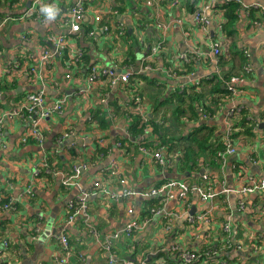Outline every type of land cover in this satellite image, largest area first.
<instances>
[{"label":"crops","instance_id":"0c3cea01","mask_svg":"<svg viewBox=\"0 0 264 264\" xmlns=\"http://www.w3.org/2000/svg\"><path fill=\"white\" fill-rule=\"evenodd\" d=\"M77 1L83 4L85 12L79 32L70 33L64 19ZM148 1L0 0V21L6 15H18L29 8L37 16H48L43 11L45 8H52L54 13L44 22L37 17L9 21L0 27L3 73L0 85L7 88L0 93V198L14 206L9 210L0 204V241L9 242V264H55L63 255L58 239L63 233L71 247L70 256L63 264H109L107 253L87 232L86 218L82 214L73 216L67 209L69 202L83 194H86V220L102 237L121 232L132 220L141 224L132 240L121 238L116 244L118 260L131 259L136 253V258L149 260L147 264H179V251H193L200 257L190 264H220L221 261L264 264V198L258 192H242L249 178L257 182L264 178V16L252 11L249 18L241 11L234 26L222 30V12L215 10L206 13L208 24L202 31L192 13L194 7L206 0H179L177 5L171 0L150 4ZM234 1L264 8V0ZM192 3L194 6L190 9ZM97 15L101 17L99 22L95 21ZM257 18L260 23L254 24ZM103 25L108 27V32L101 31ZM118 25L122 35H118ZM59 36L66 37V58L54 56L39 71L42 50ZM213 42L219 43L221 54L226 55L223 61L216 60V64L211 50ZM158 44L160 48L152 53ZM76 49L82 50L84 57L78 67H72V75L66 79L69 71L65 62ZM231 52L235 54L233 57ZM183 55L193 61L192 71L184 74L179 59ZM243 57L247 58L246 65L251 72L217 118L211 122L202 116L195 119L186 110V116L179 119L181 132L175 137H182L176 141L181 149L174 150L177 148L174 146L168 153L171 158L166 157L167 167H161L152 157V153L165 149L154 148L157 138L151 127L132 137L128 133L129 118L124 120L120 114L113 118V105L119 106L121 112L133 111V106L127 104L132 94L126 82L103 79L91 86L86 82L88 70L94 65L117 74L129 73L127 83H134L132 86L141 97L147 121L164 115L172 119L176 105V100L171 99L174 93L183 90L190 93L192 88L204 90L206 78L220 71H241ZM15 64L19 65L17 70L6 74L7 68ZM33 68L35 72L29 70ZM171 73H176L177 78L173 79ZM197 81L199 85L195 87ZM40 90L47 102L64 97V106L60 113L40 122L45 137L41 145L32 141L21 143L28 128L24 113L11 119L2 115L18 107L27 93ZM231 104L242 107L245 119L253 122V134L245 139L236 138L235 152L227 155L223 164L202 150L199 142L203 141L206 126L214 127L215 136L223 134V114ZM183 107L187 108L186 104ZM97 110L110 121L106 130L90 122L91 114ZM64 134L67 137L58 143ZM124 138L128 143L119 146V139ZM97 145L103 152L95 153ZM66 146L70 148L64 150ZM74 151L79 158L72 159L70 153ZM180 159L187 163L181 165ZM112 167L116 176L109 174ZM74 168L79 169L77 175L73 173ZM70 174L73 178L65 186L63 181ZM204 176L209 178L215 193L209 201L201 200L194 190L184 200L176 192L166 201L134 196L129 203L108 199L101 191L120 194L119 178H124L136 192L168 180L194 188L207 185ZM94 182H99L98 189L93 188ZM207 213L208 217L198 224L188 221L190 215ZM225 222L231 226L234 245L230 247L221 228ZM237 245H241V250ZM79 256L84 258L83 263ZM4 260L0 256V263Z\"/></svg>","mask_w":264,"mask_h":264},{"label":"built area","instance_id":"2783aa9c","mask_svg":"<svg viewBox=\"0 0 264 264\" xmlns=\"http://www.w3.org/2000/svg\"><path fill=\"white\" fill-rule=\"evenodd\" d=\"M152 1L154 3L156 0H149L148 4H150ZM157 1L165 2L167 0H157ZM178 2L179 0H171V3L173 5H177ZM226 2L227 0H206L204 3L197 6L196 9L192 13L194 20L197 24V27L200 30L205 31L206 26L208 24V18L206 16V13L211 12L217 4H220V3L225 4ZM241 11L244 13L246 17H249L252 11H257L258 14H260V17L264 16V8L258 4H251V5L239 4V8L237 11V17L239 16V13ZM84 12H85V8L83 4L79 1L75 2V4L69 9V12L66 18L64 19V21L66 22L65 24L69 25L70 33L79 32L80 22L82 20V16ZM34 13H35L34 10L29 8L24 13H21L18 15H6L0 21V27L9 21H26L30 19L36 20L38 17L39 21L44 22L49 19V16L42 17V16H37V14H34ZM100 20H101V17L99 15L95 16V21L99 22ZM259 20H260L259 18L255 19L254 24L260 23ZM118 28H119L118 35H122L123 32H122L121 26L118 25ZM101 31L108 32V27L103 25L101 27ZM92 34L93 32H89V35H92ZM50 48H53L54 51L51 52ZM65 48H66V37L59 36L56 39H54L52 42V45L50 47L44 48L41 52V55L39 57V61H40L39 67H38L39 71H42V69L47 64H50L54 56H57L59 58H64L65 53H66ZM159 48H160V44H158L156 48L152 50V53H156ZM211 50H212V56L214 58V64H216V60L218 56L221 54L220 44L217 42L215 43L213 42L211 44ZM83 57H84L83 51L80 49H76L75 51L69 53V55L67 56V60L65 62L66 64L65 67L69 71L65 76L66 79H69L71 77L73 68H75L77 65L81 63ZM179 59L181 63L188 61V58L184 55L180 56ZM18 67H19L18 64L9 66L6 70V74L15 72ZM143 68L146 69V67H143ZM29 70L31 72H35V68L29 69ZM245 71L247 73L251 72L248 65L245 66ZM2 74L3 73L0 68V75ZM129 77H130L129 73L117 74L113 70H108V69L94 65L90 67L88 70L86 82H87V86H91L95 82L103 80V79H108L110 82H113V83L114 82H127L129 80ZM171 77L173 79H176L177 74L176 73L172 74ZM210 77L211 76H208L206 79H209ZM243 80L244 79L240 77H232L230 80L224 82V84H225L226 89L229 92H231L232 96H234L236 94L237 87L239 86L240 83L243 82ZM194 84L198 85L199 82L197 81ZM231 99H229L228 102H230ZM64 102H65L64 97H60L54 102H47L46 96L42 90L36 91V92H30L25 95L24 100L19 104L18 107H16L13 110L4 112L2 116L4 118L11 119L13 116H18L20 114L23 115L24 113L26 117L25 120L28 122V128L26 129L20 142L27 143L28 141H32L33 143L41 145L45 137L43 133V128L40 126V122L44 120L45 118L50 117L53 114L60 113L64 106ZM133 103H134L133 111L140 116L143 123L147 122L145 112L143 111V108H142V100H141L140 95L138 94L134 95ZM241 110H242V107L240 108L239 106L231 104V107L228 108L223 114L222 122L224 125V132L222 134V137H223V143H224L225 149H224V152L219 151L217 153L219 160L223 164L226 161L227 155L229 156L235 152L233 142L231 141V134L233 133V126H234L233 122L237 114H239ZM203 117H206V115H203ZM0 123H1V119H0ZM66 137H67V134H64L62 138L58 140V143L63 142L64 138ZM69 148L70 146H66L64 150H68ZM142 150L146 151V149H142ZM152 157L161 167H167L169 165V160L163 155L162 151L160 150L152 153ZM37 173H38V170L36 169L35 174ZM73 173L77 175L79 173V169L74 168ZM109 174L112 176L117 175V172L114 169V167L111 168V170L109 171ZM72 178H73V175L71 174L66 176L63 181V184L65 186L69 185L70 180ZM203 179L207 180V176H204ZM248 182L249 184L242 189V192L243 193L258 192L262 194V197L264 198V178L258 182L249 178ZM209 183L210 182H207L206 186H203V184H200L198 186H194V188H190L185 183L175 181V180H168L159 186L148 188L143 192H136L129 186V184L125 181L124 178H119L118 184L121 189L120 194H117V192L115 191L108 192L105 189L103 190L101 189V191L104 197L108 199H115V200L121 199L122 201L129 203V201L132 200L134 196H141L144 198L151 197V198L160 199L161 201H166V200L172 199L176 192H177V196L181 200H184L187 194L190 192V190H194L198 193L201 200L209 201L215 196V193L212 191ZM99 187H100L99 182H94L93 188L98 189ZM85 195L86 194H83L77 200L68 203L67 209L74 211L72 214L73 216L76 214H82L84 218L86 219L88 218L86 214L87 205L85 203V197H86ZM2 201L3 200L0 198V204L2 205L3 208L9 209V210L14 208L11 202L8 201V202L3 203ZM75 202H78L79 204L78 207L74 206ZM262 210H264V205L262 207ZM127 212L131 213L132 211L128 210ZM156 213H159V211H156ZM206 217H208V213L202 216L190 215L188 217V221L190 224L195 225V224H198V222L205 219ZM71 218L72 217H69L70 220ZM86 219H84V225L86 227L87 232L93 238V240L99 246V248L103 252L107 253V256H108L107 261L109 264H116L118 261L120 262V264H134V262L129 259L118 260V258H116L115 248H116V244L119 242V240H121V238H123L124 240L133 239L135 232L139 230L141 227V224L138 221L132 220L125 226V228L121 232H115L110 235L102 237L100 233L94 228V226L91 223H89ZM221 228L225 236V243L228 247H230L231 244L233 243L230 237L231 226L228 222H225L222 224ZM58 239L61 244L63 255L58 261L55 262V264H63L66 262L67 258L70 256L71 247L64 233L60 234L58 236ZM237 248L241 250V245H237ZM8 251H9V242L5 239H2L0 241V256H4V259L6 258V260L2 261L1 263H5V264L8 263V257H7ZM204 253L208 254L209 252H204ZM178 255H179V264H190L200 257V254L193 252V251H179ZM79 260L81 263L84 262V258L82 256H79ZM138 264H147V263L142 262V260H139ZM220 264H227V263L224 261H221Z\"/></svg>","mask_w":264,"mask_h":264},{"label":"trees","instance_id":"16d2710c","mask_svg":"<svg viewBox=\"0 0 264 264\" xmlns=\"http://www.w3.org/2000/svg\"><path fill=\"white\" fill-rule=\"evenodd\" d=\"M192 5H190V9H192ZM239 8V4L234 1L230 0L229 2H226L225 4H217L212 11L219 10L222 12V17L224 19V22L222 23V30L225 28L233 27L237 18V11ZM196 9V7L193 8V10ZM192 10V11H193ZM235 54L231 52V56L233 57ZM226 58L225 54H220L217 58V62H221ZM242 61H245L244 64H242L241 71H237L236 73H231L228 71H220L216 74L211 75L209 79H207L204 82V87L206 89L204 90H197L192 88L193 91L188 93L187 90H183L181 92L174 93L172 95L171 99L176 100V105L173 109L172 119H167L166 115L162 116V118H149L146 123H143L140 116L135 113L134 111L128 112V111H122L119 109V106L113 105L114 109L112 110L113 118L118 117L120 114L123 116L124 120H127L129 118V125H128V133L132 137H136L143 133V129L145 127H151L153 134L157 138L156 144L154 148H161L165 149L162 153L165 157H170V151L175 146L177 147L174 150H180L181 146L178 144L176 146V141L180 140L182 137L176 138V133H180L181 129L179 130V127L182 125L180 118L184 117L186 110H189L192 113V116L196 119L197 117H203V115H206V117H203L207 119V122H211L213 119L217 118L219 116L220 111L224 108V106L227 104L226 102L233 98L231 92H229L224 82L230 80L232 77H240L242 79L246 78V75H249L245 71V66L247 64V58L243 57ZM82 63V61H81ZM78 67V65H77ZM182 69V73H189L193 69V61L188 59L187 62L182 63L180 66ZM127 87H130L131 91V99H129L127 102L128 105L134 106L133 100L134 95L137 93L136 89L133 88L132 82H126ZM199 85V84H198ZM198 85H195L197 87ZM7 88L0 85V93L5 92ZM206 93V94H204ZM138 94V93H137ZM139 95V94H138ZM126 104V103H125ZM184 104H186L187 108H184ZM127 106V105H126ZM125 106V107H126ZM200 109V112L199 110ZM186 116V115H185ZM104 113H101L99 110L93 112L90 116V122L95 124L99 129L106 130L108 128V125H110V121H107ZM127 118V119H126ZM184 121V120H183ZM176 124H173V123ZM171 124V126H170ZM233 133L231 134V141L234 142L236 138H239L240 136H243L244 139L252 136V125L253 122H250L249 120L245 119V112H243V109L239 114H237L234 122H233ZM175 126V131H172L173 127ZM174 130V129H173ZM205 132H203L202 139L203 141L199 142L200 146L202 147V150L205 149L210 157L212 158H218L217 153L224 152V143H223V137L215 136L213 134L214 127L212 126H206L204 128ZM196 138V137H194ZM193 139V138H192ZM127 142V139H119V146H123ZM181 142H184L182 140ZM128 143V142H127ZM204 146V147H203ZM103 152L102 148H99L97 145V149L95 150V153H101ZM180 153L181 151H176ZM70 155L73 157L72 159L79 158L76 151L70 153ZM178 156V155H176ZM180 156V155H179ZM171 158V157H170ZM179 162L181 165L186 162L185 159H180ZM187 163V162H186ZM204 180V179H203ZM206 183L209 182V178L207 177V180H204ZM160 202V199H156ZM5 203V200L2 201ZM158 202V203H159ZM78 202L74 203L75 207H78ZM69 213L72 215L73 210H68ZM199 254V253H198ZM6 260V258H5ZM131 260H133L134 264L137 263V261L142 260V262H146V259L143 257L141 259L136 258V253H133L131 255ZM5 264V263H1ZM9 264V262L7 263Z\"/></svg>","mask_w":264,"mask_h":264},{"label":"clouds","instance_id":"9594fccd","mask_svg":"<svg viewBox=\"0 0 264 264\" xmlns=\"http://www.w3.org/2000/svg\"><path fill=\"white\" fill-rule=\"evenodd\" d=\"M44 12L47 13V15L51 18L54 16L53 9L52 8H45L43 9Z\"/></svg>","mask_w":264,"mask_h":264},{"label":"water","instance_id":"95a60500","mask_svg":"<svg viewBox=\"0 0 264 264\" xmlns=\"http://www.w3.org/2000/svg\"><path fill=\"white\" fill-rule=\"evenodd\" d=\"M43 146H46V145H43ZM50 221H51V220H50ZM38 244H40V242L36 243V251H37V249H38ZM129 260H131V259H129ZM131 261H133V260H131ZM148 262H149V260L146 261V263H148Z\"/></svg>","mask_w":264,"mask_h":264}]
</instances>
